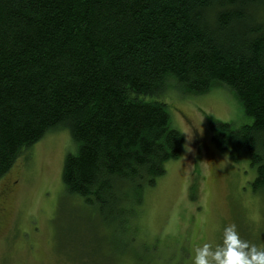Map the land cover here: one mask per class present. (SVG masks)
<instances>
[{
    "label": "trees",
    "instance_id": "trees-1",
    "mask_svg": "<svg viewBox=\"0 0 264 264\" xmlns=\"http://www.w3.org/2000/svg\"><path fill=\"white\" fill-rule=\"evenodd\" d=\"M216 85L252 123L215 122L213 144L247 161L252 193L264 195V0H0V179L68 129L67 193L105 225L134 227L147 190L182 154L163 97Z\"/></svg>",
    "mask_w": 264,
    "mask_h": 264
},
{
    "label": "rangeland",
    "instance_id": "rangeland-1",
    "mask_svg": "<svg viewBox=\"0 0 264 264\" xmlns=\"http://www.w3.org/2000/svg\"><path fill=\"white\" fill-rule=\"evenodd\" d=\"M163 98L182 154L147 190L134 227L105 225L97 207L67 193L64 163L77 146L68 129L54 130L0 179V264H193L194 247L220 243L229 223L264 245V195L251 190L256 171L212 141L215 122L252 123L236 95L216 85L203 95L172 87Z\"/></svg>",
    "mask_w": 264,
    "mask_h": 264
},
{
    "label": "clouds",
    "instance_id": "clouds-1",
    "mask_svg": "<svg viewBox=\"0 0 264 264\" xmlns=\"http://www.w3.org/2000/svg\"><path fill=\"white\" fill-rule=\"evenodd\" d=\"M193 251V264H264V245L242 238L235 223L223 228L220 243L204 242Z\"/></svg>",
    "mask_w": 264,
    "mask_h": 264
}]
</instances>
